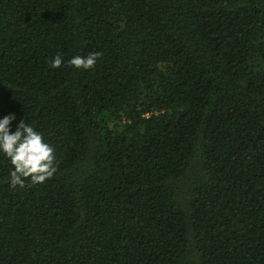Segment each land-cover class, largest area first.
Listing matches in <instances>:
<instances>
[{
    "label": "trees",
    "instance_id": "obj_1",
    "mask_svg": "<svg viewBox=\"0 0 264 264\" xmlns=\"http://www.w3.org/2000/svg\"><path fill=\"white\" fill-rule=\"evenodd\" d=\"M9 114L58 170L0 156V264H264V0H0Z\"/></svg>",
    "mask_w": 264,
    "mask_h": 264
},
{
    "label": "clouds",
    "instance_id": "obj_2",
    "mask_svg": "<svg viewBox=\"0 0 264 264\" xmlns=\"http://www.w3.org/2000/svg\"><path fill=\"white\" fill-rule=\"evenodd\" d=\"M100 52L87 55H74L67 63L74 69H93ZM65 61L57 54L50 66L60 68ZM17 119L15 114L0 118V156L6 157L12 168L9 172V184L12 187L43 184L57 172V157L53 146L37 131L31 123L20 120L15 130L10 126Z\"/></svg>",
    "mask_w": 264,
    "mask_h": 264
}]
</instances>
